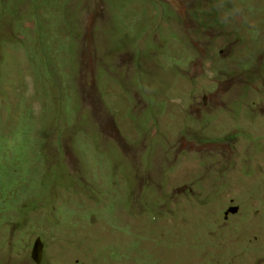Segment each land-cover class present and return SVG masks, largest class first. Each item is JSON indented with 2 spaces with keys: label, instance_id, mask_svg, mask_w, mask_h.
<instances>
[{
  "label": "rangeland",
  "instance_id": "obj_1",
  "mask_svg": "<svg viewBox=\"0 0 264 264\" xmlns=\"http://www.w3.org/2000/svg\"><path fill=\"white\" fill-rule=\"evenodd\" d=\"M0 1V264H264V0Z\"/></svg>",
  "mask_w": 264,
  "mask_h": 264
},
{
  "label": "trees",
  "instance_id": "obj_2",
  "mask_svg": "<svg viewBox=\"0 0 264 264\" xmlns=\"http://www.w3.org/2000/svg\"><path fill=\"white\" fill-rule=\"evenodd\" d=\"M37 0H33V6L31 8V10L33 11L34 9H36L39 5L36 6V4H38L36 2ZM0 6H1V1H0ZM5 7V6H4ZM5 13V8H3V10H0V14L3 16V14ZM42 28L41 24H37L36 25V29H37V44L40 45L41 40H42V33L40 32V29ZM19 159H23V157H20Z\"/></svg>",
  "mask_w": 264,
  "mask_h": 264
},
{
  "label": "water",
  "instance_id": "obj_3",
  "mask_svg": "<svg viewBox=\"0 0 264 264\" xmlns=\"http://www.w3.org/2000/svg\"><path fill=\"white\" fill-rule=\"evenodd\" d=\"M238 211V207H231L228 212L230 213H236Z\"/></svg>",
  "mask_w": 264,
  "mask_h": 264
},
{
  "label": "clouds",
  "instance_id": "obj_4",
  "mask_svg": "<svg viewBox=\"0 0 264 264\" xmlns=\"http://www.w3.org/2000/svg\"><path fill=\"white\" fill-rule=\"evenodd\" d=\"M39 244L40 242L35 244L34 250H36V247H38Z\"/></svg>",
  "mask_w": 264,
  "mask_h": 264
}]
</instances>
